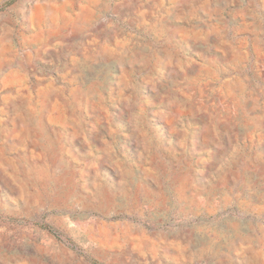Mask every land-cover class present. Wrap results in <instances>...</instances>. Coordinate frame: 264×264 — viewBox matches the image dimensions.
<instances>
[{"label": "rangeland", "instance_id": "rangeland-1", "mask_svg": "<svg viewBox=\"0 0 264 264\" xmlns=\"http://www.w3.org/2000/svg\"><path fill=\"white\" fill-rule=\"evenodd\" d=\"M0 264H264V0H0Z\"/></svg>", "mask_w": 264, "mask_h": 264}]
</instances>
